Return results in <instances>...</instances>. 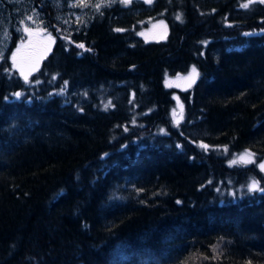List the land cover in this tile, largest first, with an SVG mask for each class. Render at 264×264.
I'll use <instances>...</instances> for the list:
<instances>
[{
    "label": "trees",
    "instance_id": "obj_1",
    "mask_svg": "<svg viewBox=\"0 0 264 264\" xmlns=\"http://www.w3.org/2000/svg\"><path fill=\"white\" fill-rule=\"evenodd\" d=\"M245 3L113 0L27 82L0 56V264H264V3Z\"/></svg>",
    "mask_w": 264,
    "mask_h": 264
},
{
    "label": "rangeland",
    "instance_id": "obj_2",
    "mask_svg": "<svg viewBox=\"0 0 264 264\" xmlns=\"http://www.w3.org/2000/svg\"><path fill=\"white\" fill-rule=\"evenodd\" d=\"M36 1L39 0H0V56L6 50H9L12 66L13 53H17V49L20 48L21 51L18 56H23L26 61L38 60L37 70L55 43V32L63 34L64 32L80 28L83 24H87L90 21L95 9L113 0H43V2L48 1L50 3L48 7L50 11H53L50 16V19L54 20L52 23L49 21L47 13L38 8ZM248 2L249 0H247ZM52 26H54L55 30ZM25 29H30L31 32H26ZM168 32L167 21L157 19L143 28L140 31V35L145 40H161L166 37ZM49 36L52 39H49ZM46 48L49 50L45 51ZM13 68L21 74L17 67L13 66ZM194 68L196 74H193ZM35 71L29 72L28 68H25L28 76ZM197 77L198 69L196 66L191 65L185 73L166 75L164 82L169 87L186 89L195 82ZM174 97L175 106L172 108L171 115L174 121H178L183 114V103L179 100L177 94H174ZM246 153L249 152L239 153L230 163H246L254 160L253 154L247 156L245 155ZM241 156H244L243 160L240 159ZM261 164H264V159L259 162V166ZM262 170L264 171V169ZM254 181L256 182L255 188L252 187ZM259 187V183L256 180H252L248 184V189H258ZM235 193V189L229 191V194L233 195V197H235Z\"/></svg>",
    "mask_w": 264,
    "mask_h": 264
},
{
    "label": "snow or ice",
    "instance_id": "obj_3",
    "mask_svg": "<svg viewBox=\"0 0 264 264\" xmlns=\"http://www.w3.org/2000/svg\"><path fill=\"white\" fill-rule=\"evenodd\" d=\"M123 3L127 4L129 2V0H122ZM149 2H151V0H149ZM253 2V0H249L248 3H245V4H242L241 6L244 7V8H247L249 7V4ZM261 3H264V0H260ZM99 7V6H97ZM179 19V17H177ZM26 32H31L30 29H25ZM117 31H120V29H117ZM49 39H52L50 36H49ZM78 47H81L83 48L84 46L83 45H78ZM49 50L48 48L45 49V51ZM21 49L18 48L17 49V53H13V57H12V60H13V66L14 67H17L20 71H21V75L24 76L25 78V81L27 82V79H28V75L26 74L25 72V68L27 67L28 68V71H35L36 70V65L38 64V60H35V61H26L25 58L23 56H18V53H20ZM193 74H196V70L195 68L193 69ZM17 96L20 95V93H16ZM203 147H207V145H203ZM245 155L247 156H251L252 154L251 153H246ZM241 160L244 159V156H241L240 157ZM260 167L262 169H264V164H261ZM253 188L256 187V182L254 181L253 182V185H252Z\"/></svg>",
    "mask_w": 264,
    "mask_h": 264
},
{
    "label": "flooded vegetation",
    "instance_id": "obj_4",
    "mask_svg": "<svg viewBox=\"0 0 264 264\" xmlns=\"http://www.w3.org/2000/svg\"><path fill=\"white\" fill-rule=\"evenodd\" d=\"M36 4H38V8H40L42 11L45 12V7H42V6L38 3V1H36Z\"/></svg>",
    "mask_w": 264,
    "mask_h": 264
}]
</instances>
